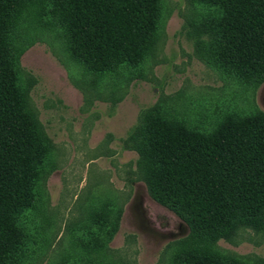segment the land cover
Returning <instances> with one entry per match:
<instances>
[{"label": "rangeland", "instance_id": "374dc122", "mask_svg": "<svg viewBox=\"0 0 264 264\" xmlns=\"http://www.w3.org/2000/svg\"><path fill=\"white\" fill-rule=\"evenodd\" d=\"M67 1L13 0L2 13L14 83L43 149L10 264H187L193 254L264 264V224L205 235L151 188V121L212 134L229 118L264 115V78L218 55L223 8L154 0L138 58L97 68L74 52Z\"/></svg>", "mask_w": 264, "mask_h": 264}, {"label": "trees", "instance_id": "16d2710c", "mask_svg": "<svg viewBox=\"0 0 264 264\" xmlns=\"http://www.w3.org/2000/svg\"><path fill=\"white\" fill-rule=\"evenodd\" d=\"M13 0L0 1V14ZM223 8L215 24L220 60L239 74L264 78V0H205ZM74 52L93 67L136 59L155 25L154 0H68ZM0 15V264H10L23 243L18 224L35 198L43 160L33 123L14 83ZM117 61V62H116ZM147 153L154 162L155 199L193 230L219 236L264 224V115L229 118L212 134L149 124ZM187 264H234L186 255Z\"/></svg>", "mask_w": 264, "mask_h": 264}]
</instances>
